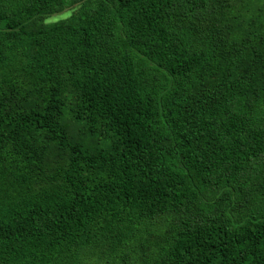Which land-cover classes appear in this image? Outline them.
Here are the masks:
<instances>
[{"label": "trees", "instance_id": "trees-1", "mask_svg": "<svg viewBox=\"0 0 264 264\" xmlns=\"http://www.w3.org/2000/svg\"><path fill=\"white\" fill-rule=\"evenodd\" d=\"M0 264H264V0H0Z\"/></svg>", "mask_w": 264, "mask_h": 264}, {"label": "rangeland", "instance_id": "rangeland-1", "mask_svg": "<svg viewBox=\"0 0 264 264\" xmlns=\"http://www.w3.org/2000/svg\"><path fill=\"white\" fill-rule=\"evenodd\" d=\"M70 14V10H65L61 13H55L45 20V23L53 22L59 19L66 18Z\"/></svg>", "mask_w": 264, "mask_h": 264}]
</instances>
